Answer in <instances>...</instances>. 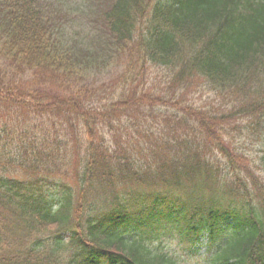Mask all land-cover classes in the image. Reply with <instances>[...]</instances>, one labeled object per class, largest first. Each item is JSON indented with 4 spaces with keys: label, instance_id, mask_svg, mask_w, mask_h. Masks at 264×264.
I'll return each instance as SVG.
<instances>
[{
    "label": "trees",
    "instance_id": "16d2710c",
    "mask_svg": "<svg viewBox=\"0 0 264 264\" xmlns=\"http://www.w3.org/2000/svg\"><path fill=\"white\" fill-rule=\"evenodd\" d=\"M55 3L0 0V264H178L166 241L204 235L209 264H264V199L221 145L236 141L231 120L264 126V0H81L68 7L92 21L84 37L64 35L71 11ZM110 60L119 73L93 82ZM197 79L224 102L184 96ZM123 141L147 154L120 158ZM154 141H175L162 149L176 159L133 167ZM72 160L78 185L49 183ZM120 181L135 184L127 198ZM156 184L163 194L136 195Z\"/></svg>",
    "mask_w": 264,
    "mask_h": 264
},
{
    "label": "rangeland",
    "instance_id": "374dc122",
    "mask_svg": "<svg viewBox=\"0 0 264 264\" xmlns=\"http://www.w3.org/2000/svg\"><path fill=\"white\" fill-rule=\"evenodd\" d=\"M55 2V0H52ZM69 2L63 3V0H59L60 3H55V5L58 8H62L63 10H66L67 8L71 11L70 15L71 18L64 28V35H67L66 37L70 36H80L84 37L85 34H88L90 32V24L92 21H89V17L79 13L76 11V9L72 10L68 5H81V3H78L81 0H68ZM122 66L120 63L116 60H110L106 65H103L99 67L97 70L93 72V82L101 83V82H108L112 80L121 70ZM92 73V72H90ZM165 82V77L164 73L160 70H156L155 68L150 72L149 75V82L151 86H156L159 82ZM168 83H171L168 81ZM211 86L208 84H205L204 81L201 79H197L194 84L189 87L188 89L183 91L184 96L189 97L191 101H193L195 104H209L207 106L213 105H219L220 103L224 102L218 101V98L215 96L214 92L210 88ZM182 94V95H183ZM226 115V113H224ZM259 120L261 123H263L264 119L260 117ZM252 120H245L244 122L234 125L233 127H237L239 131L237 132V141H248L251 142L250 145L247 147V152L250 153V155L255 158V151H259L261 147V143H259L261 139L264 138V126L262 127L263 129H258V133L254 134V132L248 128L249 123ZM241 131H245V135ZM234 139V134L231 137ZM260 153L257 155V160L254 161L256 164L259 162L257 165V169L255 171V178L258 180L257 183H260V185L264 188V165L261 163L259 159ZM258 185V184H257ZM264 195V193H263ZM177 252L178 253H183L187 251L188 253H191L192 256H185L182 264H202V262L197 259L198 257L202 258V255H198L197 252L196 254L193 253L192 251H189L186 247L185 244H180L177 247ZM204 250L200 249V253L203 252Z\"/></svg>",
    "mask_w": 264,
    "mask_h": 264
}]
</instances>
